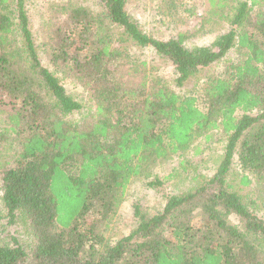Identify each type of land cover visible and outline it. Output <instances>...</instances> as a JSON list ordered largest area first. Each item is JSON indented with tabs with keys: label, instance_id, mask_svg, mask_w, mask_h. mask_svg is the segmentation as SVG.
<instances>
[{
	"label": "trees",
	"instance_id": "16d2710c",
	"mask_svg": "<svg viewBox=\"0 0 264 264\" xmlns=\"http://www.w3.org/2000/svg\"><path fill=\"white\" fill-rule=\"evenodd\" d=\"M151 1L167 16L190 0ZM195 1L202 24L231 19L194 48L182 34L142 32L126 0H96L92 11L50 3L40 48L87 98L70 123L63 117L84 107L43 64L26 0H0V264H264V219L227 179L236 160L264 192V0ZM234 46L237 57L183 97L130 53L151 49L182 86ZM214 130L226 136L214 174L163 193L152 215L134 204L135 226L111 238L130 181ZM19 225L26 242L12 230Z\"/></svg>",
	"mask_w": 264,
	"mask_h": 264
},
{
	"label": "rangeland",
	"instance_id": "374dc122",
	"mask_svg": "<svg viewBox=\"0 0 264 264\" xmlns=\"http://www.w3.org/2000/svg\"><path fill=\"white\" fill-rule=\"evenodd\" d=\"M62 1L71 2V4L73 3L91 11L98 8L96 0ZM52 2L55 3V0H26L25 6L30 20L33 39L43 64L48 66V70L58 79L68 95L84 107L63 117L65 121L76 123L85 114L86 106H88L85 92L70 75L62 74V72L50 67L40 48L44 32L42 16L46 7ZM184 4L176 13H171L167 16L163 15L158 10V6L151 0H126V10L129 16L137 23L139 29L145 34L159 40L174 39L179 34H182L186 48L210 45L218 36L229 30L231 17L217 21L216 24L211 26L209 23L202 24L201 10L192 11L193 9H191L192 5L198 7L196 1H185ZM130 53L140 61L146 62L147 69H156L163 78V82L180 97L194 92L203 84L208 75L219 71L237 57V49L234 46L217 62L191 77L182 86H177L171 65L157 57L151 49L131 48ZM240 116H242V113L237 111L236 117ZM5 129L7 130V127L0 121V130ZM225 144L226 136L220 130L209 131L207 134L194 133L187 147L159 161L155 166L146 168L145 175L132 179L127 185L123 201L113 218L108 235L111 238H119L131 231L135 226L136 220L133 216L134 204H137L141 210L152 215L163 205V193L175 194L191 190L202 178H207L214 174L224 155ZM245 175H248L247 177L250 179V185L248 186L240 183L241 177ZM227 179L234 185L235 190L243 201H252L254 203L255 213L258 217L264 219L263 189L250 174L239 169L236 160L230 166ZM153 180L161 182L162 186H148L147 183ZM3 227L0 228L2 229ZM12 230L19 235L21 241H27V238L21 232L20 225L13 226Z\"/></svg>",
	"mask_w": 264,
	"mask_h": 264
}]
</instances>
